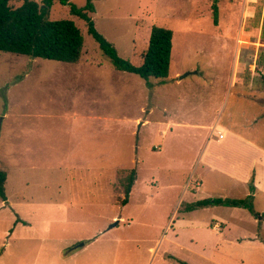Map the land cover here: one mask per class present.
I'll list each match as a JSON object with an SVG mask.
<instances>
[{
  "label": "rangeland",
  "instance_id": "1",
  "mask_svg": "<svg viewBox=\"0 0 264 264\" xmlns=\"http://www.w3.org/2000/svg\"><path fill=\"white\" fill-rule=\"evenodd\" d=\"M92 2L95 28L135 66L153 25L172 30L168 75L145 81L115 69L85 21L57 0L49 18L72 20L84 39L77 64L0 51V264H264L263 159L246 184L231 185L223 170L199 165L195 129L226 91L231 105L236 92L264 99V0ZM255 124L247 134L264 145V120ZM249 194L255 214L184 210Z\"/></svg>",
  "mask_w": 264,
  "mask_h": 264
},
{
  "label": "trees",
  "instance_id": "2",
  "mask_svg": "<svg viewBox=\"0 0 264 264\" xmlns=\"http://www.w3.org/2000/svg\"><path fill=\"white\" fill-rule=\"evenodd\" d=\"M54 0H42L38 4L34 0H0V51L30 58L54 60L66 64H77L81 58L83 36L80 29L70 19L51 20L49 10ZM62 5H68L70 14L85 21L87 32L98 44L100 50L107 56L119 71L134 73L143 80L149 78L163 79L167 77L172 51V30L153 25L150 29L146 49L141 54L138 66L131 64L117 53V50L95 28L90 14L94 12L92 0L77 7L69 0H57ZM213 22L217 23L218 7L216 1L212 5ZM7 174L0 169V198L5 201V182ZM136 180V170L132 169L125 177L124 197L122 204L129 199L131 187ZM253 186L250 190L253 191ZM253 193V192H252ZM253 194L245 198L211 197L187 203L184 210L189 212L197 208L209 206H225L244 208L255 214L253 210ZM181 264H184L180 261Z\"/></svg>",
  "mask_w": 264,
  "mask_h": 264
},
{
  "label": "crops",
  "instance_id": "3",
  "mask_svg": "<svg viewBox=\"0 0 264 264\" xmlns=\"http://www.w3.org/2000/svg\"><path fill=\"white\" fill-rule=\"evenodd\" d=\"M233 86L234 74L232 70L229 87ZM236 95L237 97L231 105L233 91H226L218 105V111L210 117L209 122L197 125L198 127L195 128L202 130L201 146L197 156L199 165L202 164L203 169L210 171L222 172L223 170L230 176L227 178L231 185L246 184L250 175V166L253 167V163L258 162L260 157L264 161V145L261 142H255L247 134L250 127L253 128L256 122H259L260 119L264 120V99L260 98L261 96H251L240 92H236ZM242 100H245L247 104L239 109L238 104ZM233 106L240 116L233 112ZM253 107H256V112L251 114ZM183 125V128H190L187 123ZM260 129L263 128L260 127ZM221 153L234 154L236 159L232 164H226L227 157L220 155Z\"/></svg>",
  "mask_w": 264,
  "mask_h": 264
},
{
  "label": "water",
  "instance_id": "4",
  "mask_svg": "<svg viewBox=\"0 0 264 264\" xmlns=\"http://www.w3.org/2000/svg\"><path fill=\"white\" fill-rule=\"evenodd\" d=\"M185 76V75H184ZM183 77V76H182ZM113 226V225H112Z\"/></svg>",
  "mask_w": 264,
  "mask_h": 264
}]
</instances>
